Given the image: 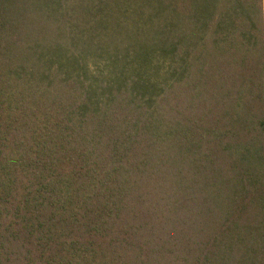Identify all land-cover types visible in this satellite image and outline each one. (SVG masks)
<instances>
[{"label": "trees", "instance_id": "16d2710c", "mask_svg": "<svg viewBox=\"0 0 264 264\" xmlns=\"http://www.w3.org/2000/svg\"><path fill=\"white\" fill-rule=\"evenodd\" d=\"M261 0H0V264H264Z\"/></svg>", "mask_w": 264, "mask_h": 264}, {"label": "crops", "instance_id": "0c3cea01", "mask_svg": "<svg viewBox=\"0 0 264 264\" xmlns=\"http://www.w3.org/2000/svg\"><path fill=\"white\" fill-rule=\"evenodd\" d=\"M261 8L263 12V17H262V33H263V39H264V0H261Z\"/></svg>", "mask_w": 264, "mask_h": 264}]
</instances>
